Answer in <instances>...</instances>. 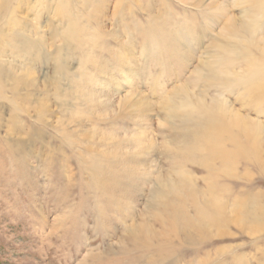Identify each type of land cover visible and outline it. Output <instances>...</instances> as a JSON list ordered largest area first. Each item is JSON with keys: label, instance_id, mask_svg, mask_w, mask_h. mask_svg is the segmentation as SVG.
I'll list each match as a JSON object with an SVG mask.
<instances>
[{"label": "rangeland", "instance_id": "1", "mask_svg": "<svg viewBox=\"0 0 264 264\" xmlns=\"http://www.w3.org/2000/svg\"><path fill=\"white\" fill-rule=\"evenodd\" d=\"M212 1L0 0V264H264V216L247 231L231 217L221 234L207 229L201 239L198 229L195 242L183 240L154 220L170 195L157 198L149 176L129 164L145 154L151 173L170 170L164 150L178 148L162 100L196 80L194 65L226 40L231 17L245 18L240 8L209 9ZM253 16L264 22L262 11ZM156 24L183 33L192 64L180 63L173 38ZM238 41L239 54L251 53L246 59L262 55V45ZM239 56L233 64L243 71L249 60ZM130 91L143 100L140 109L126 103ZM187 169L208 174L198 164ZM224 178L225 199L264 208V174L250 166ZM144 220L167 233L146 258L127 230Z\"/></svg>", "mask_w": 264, "mask_h": 264}, {"label": "bare ground", "instance_id": "2", "mask_svg": "<svg viewBox=\"0 0 264 264\" xmlns=\"http://www.w3.org/2000/svg\"><path fill=\"white\" fill-rule=\"evenodd\" d=\"M217 2L218 0L212 1L206 6L215 12L219 9L222 13H226L229 8L230 10L240 8L245 18L237 21L236 17H231V24L223 30L226 35L225 42L223 40L222 43L214 42V50L204 51L198 63L194 65L191 75L196 78L198 84L196 80L190 79L188 83L174 87L162 100L160 109L173 137L175 148H178L175 154L171 149L168 152L164 150L172 161L170 170L162 172V169L157 168L155 173H151L149 163L152 158L145 157V154H140L139 158L129 163L131 166L134 164L139 166L138 171L149 176L146 182L152 184L157 198L170 195V203L162 204L166 210L162 213L163 216L154 213V220L156 219L165 230L169 229L177 237L190 242L196 239L194 232L198 229L202 231L201 239L205 237L207 229L217 230L221 234V228L229 223L231 217L241 229L247 231L250 227L248 223L256 224L264 216V208L256 206L253 202L246 201L240 204L231 198L225 199L224 193H229L227 186L219 183L226 176H237L240 167L247 169L252 166L264 174V120H261V117H264V108L261 106L264 101V63L259 59L262 55L261 58L264 59V37H261L264 22L262 17L253 16L256 11L264 13V0H235L229 6L219 5ZM151 28L160 31L161 36L165 38H173L172 46L177 50V57L182 65L186 62L193 63L195 56H189L184 52V49L188 48L189 51L192 48L189 42L184 40L182 32H175L171 26L164 25ZM70 33L76 34L73 29ZM235 40H240L238 42L241 45L243 40H249L248 42L251 40L257 47L262 45L260 47L262 55L260 54L259 58L250 57V60L247 58L249 61L246 63V57L251 55L250 50L246 54L250 53L249 56L244 57V50L242 53L240 51V55L237 51L239 48H234ZM238 54L241 57L243 54L245 58L242 60L246 63L243 64L245 65L243 71L236 70L237 66L233 64ZM225 92L233 96L234 102L225 97ZM133 93L138 94L130 91L129 94L132 95L126 97V103H131L132 100V106H139L140 109L143 100L141 98L133 100L131 98ZM233 104H239V108ZM141 115L146 116L145 112ZM152 149L157 151V148ZM189 164L203 166L208 172L207 176L199 178L192 174L187 169ZM200 181L203 187L199 186L202 184ZM187 206L195 208L197 215L188 214ZM147 221L144 220L137 226L130 224L127 227L130 242L136 249L144 251V258L145 254L160 249L161 237L167 234L157 232ZM259 226L256 228L254 226L255 230L259 229ZM154 241L160 244L155 246ZM149 261L153 263L151 258Z\"/></svg>", "mask_w": 264, "mask_h": 264}]
</instances>
